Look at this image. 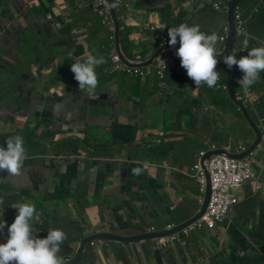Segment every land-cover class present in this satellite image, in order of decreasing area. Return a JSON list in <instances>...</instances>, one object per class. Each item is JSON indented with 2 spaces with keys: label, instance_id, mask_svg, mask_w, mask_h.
I'll list each match as a JSON object with an SVG mask.
<instances>
[{
  "label": "crops",
  "instance_id": "obj_1",
  "mask_svg": "<svg viewBox=\"0 0 264 264\" xmlns=\"http://www.w3.org/2000/svg\"><path fill=\"white\" fill-rule=\"evenodd\" d=\"M126 1L128 13L115 10L119 46L125 57L124 40V52L130 55L126 62L141 57L139 65L160 50L151 26L163 32L181 23L199 25L201 31H215L221 37L226 29L228 33L227 11L233 2ZM91 2L0 0V43L9 40L5 44L14 48V26L19 31L30 28L36 36L32 49L38 52L36 59L24 65L14 50L7 49L6 67L0 69V134H20L28 156L22 175L0 171V197L4 199L0 219L10 226L17 214L12 207L31 201L39 214L32 225L38 238L53 228L67 234L60 253L66 264L73 262L89 237L133 238L150 234L151 229L166 232L171 225L178 228L193 220L202 208L192 171L203 161L200 153L212 154L216 146L217 151L227 147L238 155L239 147L249 150L256 142L243 115L238 116L224 101L229 96L223 58L217 57L220 79L214 88H196L178 66L162 81L155 76L115 77L96 89V99H88L66 71L67 64L83 60L88 53L107 61L116 48L109 6L107 25L92 12ZM214 3L227 4V9L216 10ZM239 5L250 46H261L264 0H244ZM241 39L237 37L234 47L237 59L242 57ZM61 66L66 72L57 81ZM235 69L242 78L236 66L234 75ZM11 74L15 76L7 78ZM223 82L225 89H217ZM249 92L248 100L241 103L263 137L251 157L258 180L237 192L239 204L225 223L167 247L159 246L158 239L94 241L85 246L79 264H264V73ZM235 95L238 99L247 94L242 90ZM25 136L30 138L27 144ZM1 139L0 145H5ZM133 167H142V174L132 175ZM7 238L6 227L0 232V244Z\"/></svg>",
  "mask_w": 264,
  "mask_h": 264
},
{
  "label": "clouds",
  "instance_id": "obj_2",
  "mask_svg": "<svg viewBox=\"0 0 264 264\" xmlns=\"http://www.w3.org/2000/svg\"><path fill=\"white\" fill-rule=\"evenodd\" d=\"M167 36L169 46L179 43L176 55L180 59V66L186 70L187 76L194 82L196 88L201 85L216 87L220 79V72L216 71L219 62L217 56L220 53L217 50L220 40L218 33L213 31L207 34L201 31L199 25L189 26L181 23L179 26L169 28ZM260 43L261 46L249 49V39L245 38L242 47L247 51V55L237 59L231 53L222 61L229 69L236 66L243 73L238 83L245 94L249 93L252 86L259 81L261 73H264V41ZM105 63H107L105 57L88 53L83 60L77 58L71 64L70 71L74 75L78 89L86 92L88 99L97 98L96 69ZM161 64L165 68L163 60ZM5 145H0V171H5L11 176L22 175L25 161L28 159L23 137L20 134L10 136L6 139ZM142 172V167H133L131 170L134 176H140ZM3 204L4 199L0 197V205ZM12 208L17 210V214L10 226L0 219V232L7 227L8 234L6 242L0 244V264H66L60 253L61 245L67 240V234L62 229L53 228L47 231L46 237L38 238L32 226L34 220H39L35 205L25 200Z\"/></svg>",
  "mask_w": 264,
  "mask_h": 264
},
{
  "label": "built area",
  "instance_id": "obj_3",
  "mask_svg": "<svg viewBox=\"0 0 264 264\" xmlns=\"http://www.w3.org/2000/svg\"><path fill=\"white\" fill-rule=\"evenodd\" d=\"M111 2L117 5L116 7H114L115 10L124 13L129 12L127 11L130 7V3L128 1L111 0ZM90 6L92 12L102 18L103 24H110L107 0H103V2H101V0H92ZM214 8L216 10H220L223 8L227 9V4L226 6H222V3H214ZM234 19L236 24L237 37H241L244 40L245 38H247V27L243 11L241 10L239 4L235 8ZM150 29L153 33L154 40L157 43L159 49H162L169 45L167 42L168 29L163 32L158 31L156 26H151ZM226 37L227 29L225 31V34L220 37V40L217 45L218 51L221 45L225 43ZM176 49H178V47L161 55V57L156 61L154 67L149 66L140 68L136 65L142 62L143 59L141 57H137L133 61H127L129 63L128 65L122 60L121 56L117 52V49L113 48L110 54L111 67L109 71L112 74L120 73L135 79H146L155 76L160 81H162L164 80L165 75L168 72H171L175 70L178 66H180V59L176 55ZM246 52L247 51L241 46L239 51L240 55H246ZM161 60L165 62V68H163ZM183 70L186 72L185 69ZM217 89L225 88L218 86ZM248 94L245 95L243 98H238V100L240 102L247 101ZM211 150L215 152L218 149L216 146H212ZM219 151L231 154V149L227 147H223ZM246 151L247 150L244 147H239L238 152L236 154L240 155L245 153ZM205 156L206 152L200 153V158H204ZM251 157L252 155L243 160H236L225 154H222L209 158L206 162V168L211 179L212 189L210 200L205 214L200 220L186 227L180 232L168 237L159 238L157 240L158 245L161 247H167L175 244H180L183 240L189 239L194 234H197L205 229L213 230L223 225L231 210L239 204L237 192L246 184L253 183L258 180L256 172L251 162ZM192 171L198 183L199 193L201 196L199 199V204L200 206H202L207 190L206 173L201 164H197L196 166H194ZM174 229H176V226L171 225L167 228L166 231H171ZM149 233L158 232L155 229H151ZM92 246H94V244H92Z\"/></svg>",
  "mask_w": 264,
  "mask_h": 264
},
{
  "label": "water",
  "instance_id": "obj_4",
  "mask_svg": "<svg viewBox=\"0 0 264 264\" xmlns=\"http://www.w3.org/2000/svg\"><path fill=\"white\" fill-rule=\"evenodd\" d=\"M142 2H145L147 4L153 3L155 1V3H161V0H141ZM168 1V0H166ZM244 0H233V2L229 3L228 5V17H227V22H228V33H227V37H226V41L223 45L222 50L220 51V53L218 54V58H224L229 54H233L234 52V47L235 44L237 42V32H236V24H235V19H234V15H235V8L238 4L242 3ZM107 5L109 6V10L112 14L113 17V22L115 25V41H116V49L117 52L119 53V55L121 56L122 60L126 62V57H124V55L121 52L120 46H119V29H120V25H119V21L117 19L116 13H115V9L114 7H112V2L111 0H107ZM15 28L12 29L15 34L14 36L16 37V46L13 48V46H8L9 44H5L9 42L8 41H4L3 44L0 43V69L3 67H6V63L7 61L5 60V57H8V50L13 51L14 50V54L15 56L18 58L19 57V61H23L24 65H28L29 62L32 59H36V54L38 53L36 52V49H32V45L35 42L34 40H36V36H35V30H32L30 28H25L23 30H18V28L16 26H14ZM6 45V49L4 48ZM175 47H179V43H177L175 46H166L162 49H160L155 55H153L150 59L149 62L146 64H138L136 65L137 67H149L152 64H154L160 57L161 55L167 53L168 51H170L171 49L175 48ZM42 56V54H40L38 56V58ZM23 65V66H24ZM25 68V67H23ZM228 69V78H227V93L229 96V99L233 102V104L239 109V111L242 113L244 119L246 120L247 124L250 126V128L254 131L255 135H256V142L255 144L249 149L247 150L245 153L241 154V155H232V154H228L225 153L223 151H217V152H213L212 154H208L203 158V161L201 162V166L203 167L205 173H206V179H207V190H206V196L204 199V203L202 205L201 211L199 212V214L191 221L187 222L186 224L171 230V231H166V232H162V233H150V234H145L142 236H137V237H133V238H121V237H117V236H113L110 234H100V235H96V236H92L89 237L87 239H85L81 246L80 249L78 250L73 262L71 264H79L82 260V256H83V252L85 249L86 245H89L90 243L94 242V241H109V242H118V243H139L142 241H148V240H157L159 238L162 237H168L171 235H174L178 232H180L181 230L185 229L186 227L192 225L193 223L197 222L198 220H200L202 218V216L205 214L207 207H208V203L210 200V196H211V179L209 176V173L207 172V168H206V162L209 158L213 157V156H217V155H222L225 154L231 158H234L236 160H243L247 157H249L250 155L253 156L254 152L257 150V148H259L261 141L263 139L262 134L259 130V128L257 127V125L254 123V121L251 119L249 112L247 110V108L245 107L244 104H242L237 98L236 95L234 93V88H233V81H234V66ZM2 70V69H1ZM15 74H11L9 75L7 78L9 77H14ZM6 78V79H7ZM19 76L16 75V77L14 79H16V81H19ZM40 91V90H39Z\"/></svg>",
  "mask_w": 264,
  "mask_h": 264
},
{
  "label": "trees",
  "instance_id": "obj_5",
  "mask_svg": "<svg viewBox=\"0 0 264 264\" xmlns=\"http://www.w3.org/2000/svg\"><path fill=\"white\" fill-rule=\"evenodd\" d=\"M218 1H223L224 3H229V0H218ZM242 10V9H241ZM113 40V39H112ZM113 42V41H112ZM122 44V42H121ZM126 44L124 43V40H123V47H122V51L123 53L125 54V57L127 59H130V55H127V53H125V47ZM236 48V47H235ZM70 67H71V64H67V69L66 71L68 72V74L71 76V77H74L73 73L70 71ZM111 67V61H110V58H108L107 60V63L103 64V65H100L99 67H97L96 69V72H97V76H98V87L97 89H100V88H103V86L108 82L110 81V79L112 80L113 78L115 77H121L122 75L124 74H120V73H115V74H112L110 73L109 69ZM226 68V65L224 64V70ZM64 70V67L61 66V69L58 70V73H57V81H59L61 78H63V76L65 75V72ZM127 76V75H124V77ZM129 77V76H128ZM241 79V76L240 74L237 72V70L235 69V75H234V83H233V86H234V93L235 94H239L240 92H242V89L240 88V85L238 83V81ZM221 83V82H220ZM225 82L222 83L221 87L222 88H225ZM216 99V98H215ZM224 101L226 102V105H228V107L230 108H234L235 111H238L239 115L242 116V113L239 111V109L233 104V102L227 97L226 99H224ZM224 101H221V103H224ZM5 140L8 138H5L3 137ZM25 144L29 143L30 140H27V139H30L29 137H25ZM1 139V138H0ZM2 140V139H1ZM74 147V150L77 151V147L73 146Z\"/></svg>",
  "mask_w": 264,
  "mask_h": 264
},
{
  "label": "flooded vegetation",
  "instance_id": "obj_6",
  "mask_svg": "<svg viewBox=\"0 0 264 264\" xmlns=\"http://www.w3.org/2000/svg\"><path fill=\"white\" fill-rule=\"evenodd\" d=\"M36 127V126H35ZM36 130H37V128H35ZM36 130H32V132L34 133ZM27 133H30V131H26ZM3 137H5V138H9L10 137V135H8V134H4V135H1L0 134V138H3ZM26 137V136H25ZM4 139V138H3ZM6 141V140H5Z\"/></svg>",
  "mask_w": 264,
  "mask_h": 264
},
{
  "label": "rangeland",
  "instance_id": "obj_7",
  "mask_svg": "<svg viewBox=\"0 0 264 264\" xmlns=\"http://www.w3.org/2000/svg\"><path fill=\"white\" fill-rule=\"evenodd\" d=\"M241 41H242V39H241ZM251 48V46H249V49ZM246 55H247V52H246ZM246 55H243V56H246ZM236 56V55H235ZM242 56V55H241ZM220 97V96H219ZM218 97V98H219ZM233 110L235 111V109L233 108ZM238 116H240L239 114H238ZM206 196V195H205ZM205 199V198H204ZM204 203V202H203ZM210 231V230H209ZM208 233V232H207Z\"/></svg>",
  "mask_w": 264,
  "mask_h": 264
}]
</instances>
